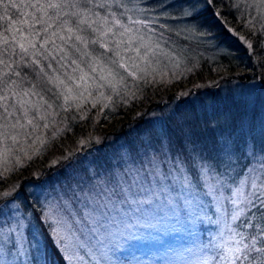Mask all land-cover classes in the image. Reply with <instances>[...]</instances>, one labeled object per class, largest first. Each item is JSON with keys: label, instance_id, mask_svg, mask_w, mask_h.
Returning <instances> with one entry per match:
<instances>
[{"label": "snow or ice", "instance_id": "6c2138e0", "mask_svg": "<svg viewBox=\"0 0 264 264\" xmlns=\"http://www.w3.org/2000/svg\"><path fill=\"white\" fill-rule=\"evenodd\" d=\"M129 2L0 0L5 171L25 166L31 152L40 154L35 142L46 143L42 130L57 109L80 111L90 100L110 99L105 90L119 94L129 79L146 82L157 71V58L168 55L160 50L161 13L175 9L168 18L193 37L210 38L200 19L205 9L220 19L243 8L252 17L250 28L264 29V0H149L144 7ZM167 140L164 132L139 147L129 144L115 166L78 182L70 197L42 201L44 194H37L35 214L21 211L19 193L4 191L0 264H54L47 259V241L62 264H84L85 257L91 264H120L135 245L163 252L157 264H264V126L218 138L211 149L189 139L174 152ZM172 237L188 242L176 249Z\"/></svg>", "mask_w": 264, "mask_h": 264}, {"label": "trees", "instance_id": "16d2710c", "mask_svg": "<svg viewBox=\"0 0 264 264\" xmlns=\"http://www.w3.org/2000/svg\"><path fill=\"white\" fill-rule=\"evenodd\" d=\"M131 2L144 7L149 0ZM168 2L171 3V0ZM154 6L161 7L158 4ZM199 7L205 9L203 3ZM219 11H224L223 7ZM174 13L175 9L161 13L159 23L165 24L163 32L175 41L177 52L182 55L186 69L182 77L168 83H148L133 93L128 101L117 103L114 110L97 111L96 121L93 119L92 111L88 113L82 111L83 116L79 117L73 111L65 112L58 109L61 119L58 120V125L50 130L51 135L47 136L46 132L44 133L46 143L40 154L32 155L31 160L24 161L25 166L16 167L14 170L5 171L3 166L0 167V194L6 191L5 185L16 184L17 188L13 195L20 194L21 199L17 200L21 202L20 207L28 212L30 203L34 213H37L39 205L36 199L29 197L27 191L35 186L36 181L33 179L37 176L44 185L55 180L52 179L54 174L63 177L68 172H75L79 174L76 188L78 182L87 183L89 177L97 174L103 176L118 163L129 144L139 147L148 136L166 132L168 140L165 141V145L175 152L181 149L182 144L188 143L189 139L197 141L201 147L211 149L213 142L218 138L229 135L239 137L249 126L258 128L259 121L261 122L264 117V105L237 97L232 92L224 94L226 87L222 85L230 86L237 79L241 81L246 79L245 83H250L247 82L249 80L247 78L253 76L257 77L256 80L260 84L258 94H264V31L258 30L261 26L250 28L248 20L252 17L248 16L243 8L238 12L233 8L232 13L220 19L205 9L200 19L207 25L210 38L201 37L202 41L199 37L190 35L183 23L168 18ZM152 14L154 13H149ZM208 44L215 45L216 49L221 47L222 53L205 54ZM248 44H252L253 47L249 48ZM211 83L219 85L212 87ZM193 88H196L197 94L193 93ZM189 91L192 94L186 98L181 97L184 92ZM169 102L175 105L173 115L177 118H169L165 114L161 126L154 128L151 114L163 112L169 107ZM76 121L78 123L71 126ZM204 121L207 122L205 128L202 126ZM88 130L102 136L103 144L96 152L91 149L90 152L73 156L78 150L74 149L75 151L65 158L67 162L59 167L58 156L62 155L66 148H74L79 141L80 133L84 134ZM120 137L123 140L117 142L116 146L119 153L113 151L112 147L116 144L113 140ZM154 145L160 147L159 143ZM189 147L192 145L189 144ZM58 260L59 264H62L59 256Z\"/></svg>", "mask_w": 264, "mask_h": 264}, {"label": "rangeland", "instance_id": "374dc122", "mask_svg": "<svg viewBox=\"0 0 264 264\" xmlns=\"http://www.w3.org/2000/svg\"><path fill=\"white\" fill-rule=\"evenodd\" d=\"M126 2H128V0H126ZM132 2L128 3L129 7H132L133 4H131ZM110 10H114V9H110ZM252 19V18H251ZM260 24H256V26H258ZM261 26V25H260ZM259 31H264V29H258ZM258 32V31H257ZM160 34V30L157 29V33L156 35L159 36ZM200 40L201 37H199ZM203 41V40H202ZM160 50H162L164 53H167V56L161 55L157 58V61L159 63V67L157 68V71L151 75H149L147 77L146 82L141 80V81H132L131 79H129L127 81V88H122L120 89V93L116 94L111 92V90H105V96L106 97H110V99H101L98 102H94V101H89L87 103H85L83 105V107L80 109V111H76L75 110V106H73V112L75 114H77L79 117L83 116V112H90L93 113V119L96 121L97 119V111H104V110H114L115 109V105L117 103H122V102H126L129 99L132 98L133 93H135L137 90H139L140 88H143L144 86H147L148 83L150 84H158L161 82H172L175 81L177 79H180L182 77V75L185 73L186 69H185V63L182 60V55H180L177 52L176 49V43L174 40H172V38L168 37L167 35H165V33L163 32V39L160 40ZM223 49L221 47H218L216 49V46L213 44H208L207 45V51L205 54L209 55L211 53H222ZM154 67L156 66L155 63L153 65ZM246 75V74H245ZM245 75H242L243 77ZM246 78V77H244ZM247 82L250 81V83H245L244 81H241V79H237L235 80L230 86L229 85H222V87H226L223 91L224 94H228L229 92L234 93L237 97H243L245 99H248V101L252 102V103H259L260 105H264V94H258V88L260 87V84L257 82V77L253 78L252 77H248ZM217 83H211V86L217 87ZM196 88H193V93L196 92L195 90ZM192 92V91H191ZM190 94L189 92H184L183 95L181 97H188ZM197 94V92L195 93ZM98 95L97 93L93 94ZM227 98V96H225ZM93 103H95V107H93ZM172 102H169L168 105L169 107L166 108L163 112H155L151 114L152 117V124L154 125V128H158L161 126V124L163 123L164 120V115L166 114L169 118H177L176 116L173 115V112L175 111L176 107L175 105H171ZM211 103V102H209ZM167 105V104H166ZM160 110V109H158ZM60 111L57 109V114L54 116L53 118V122L50 123L49 125V129H43L42 130V135H44V133L46 132L47 136L51 135L50 130L52 131L57 125H58V120L61 119V113ZM78 122H74L71 126H73L74 124H77ZM95 123V122H94ZM207 122H203L202 126L205 128ZM214 125V124H213ZM262 126H264V117L261 120V122L259 121L258 123V128H256L257 130H259ZM91 130V128H90ZM86 131L84 132V134L80 133L79 136V141L76 142V145L74 148H66L64 150V152H62V155L58 156L57 161L59 163H57L59 165V167L63 166L65 164L66 159L68 158V156L70 155V153L74 150V149H78L77 152L75 151V153L73 154V156L75 154H79V153H84V152H90L91 149L96 152L97 149L100 147V145L103 144L102 142V136L98 135L96 132H92V131ZM149 131V130H147ZM137 135V134H136ZM149 135V134H147ZM46 135H44L45 138ZM135 137V135H134ZM123 139L122 137H120L118 140L114 139L113 143H116L113 145L112 149L113 151H119V149L116 148L117 144L119 142H121ZM118 142V143H117ZM36 148L38 149L39 153L43 150L42 147L40 145V143L37 141L35 142ZM160 146V145H159ZM110 147V146H109ZM107 147V149L109 148ZM154 148L159 149L160 147H158L157 145H154ZM116 149V150H115ZM31 155H36V152H31ZM66 158V159H65ZM67 166V165H65ZM1 167V166H0ZM79 169H73V171H76ZM37 176V175H36ZM38 177V176H37ZM37 177H35L33 179V181H36L35 186L33 188H29L27 191H29L28 195L30 198H34L36 197L37 194L39 193H43L44 196L41 197V200H44V197H47L48 199H51L52 197L55 196H60V195H64L67 194L69 195V197L72 194V189L75 188L76 185V181L77 178L79 177V174L75 173V172H68L65 176H58L55 175L52 177V179H55L54 181H52L50 184H44L42 185V181L40 179H38ZM67 177V178H65ZM17 185H10L7 184L4 186V189L6 191L12 190L13 192L16 191V187ZM8 188V189H7ZM34 202V200H33ZM16 203L20 206L19 203H21L20 201H16ZM21 211L25 212L22 208L20 207ZM28 212H32L33 214V206L32 204H28ZM25 212V213H28ZM42 240V242L44 241V237L40 238ZM171 243H173V247L176 249H179L181 247H183L188 241H186L183 238L180 237H172L171 238ZM49 244H51V241H47V259L50 261H53L54 264H59V260H58V253H55V249L52 247V245L49 246ZM164 255L163 252L158 251V249L155 246H146V245H135L131 250L126 251L125 253H123L120 256V264H140V262H143V264H157V262L160 260V258ZM57 256V257H56ZM84 264H91L90 260L88 257H85L84 260Z\"/></svg>", "mask_w": 264, "mask_h": 264}]
</instances>
